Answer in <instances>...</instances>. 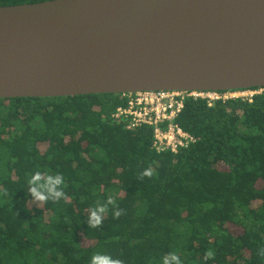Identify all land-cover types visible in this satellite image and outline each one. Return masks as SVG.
Segmentation results:
<instances>
[{
	"label": "trees",
	"instance_id": "obj_1",
	"mask_svg": "<svg viewBox=\"0 0 264 264\" xmlns=\"http://www.w3.org/2000/svg\"><path fill=\"white\" fill-rule=\"evenodd\" d=\"M48 0H0V6ZM250 101L188 99L175 123L195 138L156 153L147 126L110 114L118 94L0 99V264H264V88ZM151 168L153 176L139 179ZM36 171L64 177L67 199L32 203ZM7 190V196L2 193ZM112 197L99 229L87 218ZM214 259H205L207 251Z\"/></svg>",
	"mask_w": 264,
	"mask_h": 264
},
{
	"label": "water",
	"instance_id": "obj_2",
	"mask_svg": "<svg viewBox=\"0 0 264 264\" xmlns=\"http://www.w3.org/2000/svg\"><path fill=\"white\" fill-rule=\"evenodd\" d=\"M264 88V0L0 6V99Z\"/></svg>",
	"mask_w": 264,
	"mask_h": 264
},
{
	"label": "built area",
	"instance_id": "obj_3",
	"mask_svg": "<svg viewBox=\"0 0 264 264\" xmlns=\"http://www.w3.org/2000/svg\"><path fill=\"white\" fill-rule=\"evenodd\" d=\"M262 91V90H260ZM260 91H142L118 94L120 105L110 114L113 122L124 121L126 129L147 126L152 132L151 148L156 153L188 148L195 138L179 127L175 120L183 111L186 100H203L207 106L216 101L240 98L250 101Z\"/></svg>",
	"mask_w": 264,
	"mask_h": 264
},
{
	"label": "clouds",
	"instance_id": "obj_4",
	"mask_svg": "<svg viewBox=\"0 0 264 264\" xmlns=\"http://www.w3.org/2000/svg\"><path fill=\"white\" fill-rule=\"evenodd\" d=\"M151 168H147L140 173L139 179L145 177L151 178L153 176ZM28 193L32 198V203L39 206L42 203L52 201L58 203L62 199H67L64 191V177L62 174L57 173L55 175L41 173L36 171L27 180ZM7 196V190L5 189L2 193ZM113 208V217L118 219L124 214V209H121L116 204L112 197H109L105 203L97 202L96 205L91 209L90 214L87 218V224L89 229H99L103 225V219L105 213L109 210V206ZM258 256L264 258V248H260ZM215 253L211 250L205 253V259H214ZM90 264H124V261L118 258H113L111 255L96 252L90 258ZM162 264H183L180 256L175 252H169L162 257Z\"/></svg>",
	"mask_w": 264,
	"mask_h": 264
},
{
	"label": "rangeland",
	"instance_id": "obj_5",
	"mask_svg": "<svg viewBox=\"0 0 264 264\" xmlns=\"http://www.w3.org/2000/svg\"><path fill=\"white\" fill-rule=\"evenodd\" d=\"M260 90H262V91H263V89H257L256 91H260Z\"/></svg>",
	"mask_w": 264,
	"mask_h": 264
}]
</instances>
